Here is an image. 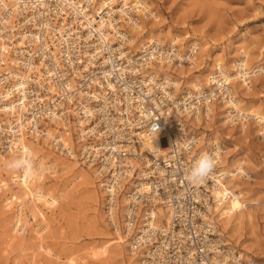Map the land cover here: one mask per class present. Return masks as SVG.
Listing matches in <instances>:
<instances>
[{
    "label": "built area",
    "instance_id": "obj_1",
    "mask_svg": "<svg viewBox=\"0 0 264 264\" xmlns=\"http://www.w3.org/2000/svg\"><path fill=\"white\" fill-rule=\"evenodd\" d=\"M140 21L125 0H0V152H20L25 136L95 167L108 221L141 254L139 264H242L223 246L214 214L225 144L197 148L213 104L235 98L232 83L218 65L211 86L176 95L174 79L154 66L190 60L169 41L134 49L131 27ZM256 75L244 77L252 84ZM249 117L226 119L246 124ZM199 119L197 128L191 120ZM146 136L157 141L149 146ZM202 153L216 166L191 183Z\"/></svg>",
    "mask_w": 264,
    "mask_h": 264
},
{
    "label": "rangeland",
    "instance_id": "obj_2",
    "mask_svg": "<svg viewBox=\"0 0 264 264\" xmlns=\"http://www.w3.org/2000/svg\"><path fill=\"white\" fill-rule=\"evenodd\" d=\"M148 1L160 18L156 20L153 16L147 19L138 12L140 23L145 28L151 30L157 25L153 29L160 31L166 42L172 38L169 36L171 32H175L181 37L178 46L184 51L188 48L185 47L188 39L198 41L202 57L196 63L185 64L184 84L194 78L199 83L204 82V73L215 67L211 58L230 61L232 57L241 55L244 49L249 50L251 63L264 65V0ZM167 29H171L167 32L169 35H164ZM187 34L191 37L185 38ZM147 35L148 32L141 36L135 34V41ZM133 47L140 48L136 44ZM232 86L236 92L239 83H232ZM240 95L244 107H264V75H256L252 88L246 87ZM213 107L215 115L204 124L209 131L207 135L203 134L206 133L204 130L201 133L206 136L207 143L216 135L225 144V160L221 164L242 158L250 175L237 176L238 191L242 192L247 204L243 212L234 211L232 228L225 233L224 239L231 241L230 247L238 253L250 255L256 263L264 264V132L254 117L249 118L245 125L240 122L230 124L224 122L226 118L220 117V105L215 103ZM225 124L229 127L225 128ZM8 156L9 160L0 164L2 171L11 161ZM75 166L72 171H59L57 174L45 170L43 181L38 183L35 180L42 189L49 188L56 195L64 193L54 209L40 205L50 225L43 240L47 250L40 247L41 240L30 229L23 234H13L18 202L14 200L10 208L7 201L12 194H18L20 184L8 174L3 175L11 183L0 189V264H70L71 256L79 264H132L128 245L122 242L108 221L104 197L97 200L96 195H102L104 191L95 181V172L79 161ZM78 175L82 178L76 179ZM24 211L25 217L31 219L29 208ZM216 220L220 223L218 214Z\"/></svg>",
    "mask_w": 264,
    "mask_h": 264
},
{
    "label": "bare ground",
    "instance_id": "obj_3",
    "mask_svg": "<svg viewBox=\"0 0 264 264\" xmlns=\"http://www.w3.org/2000/svg\"><path fill=\"white\" fill-rule=\"evenodd\" d=\"M117 0H98V2H102L103 5L106 3V5H109L112 2H115ZM125 3H130L134 7H136V10L142 14L144 17L147 19L151 17H155L156 20H159V15L157 12L154 11L153 5L148 1V0H125ZM155 26V25H153ZM157 26V25H156ZM155 26V27H156ZM152 27L151 30L149 28H145L141 23L135 24V26L131 27V36H130V43L131 45H137V47H140L141 45H144L148 41H154V40H161L163 41V38L161 37L162 34L160 31H155ZM171 29H167L166 33L164 32V35H169L167 32H169ZM149 33L145 38H142L138 41H135L134 35L138 34L139 36ZM155 36V37H154ZM169 36H172L170 39V43L172 45H179L181 37L177 35L175 32H171ZM190 38V34L185 35V38ZM147 40V41H146ZM188 43L185 45V47L188 46L187 50H182L178 46V54L180 56L182 55H187L188 59L190 60L191 63H196L197 60H200L202 57V54L199 53V46H198V41L195 40L194 38L188 39ZM137 50V49H136ZM198 52V55H197ZM240 54V53H239ZM211 61L213 65L215 66H220L221 70L223 71V75L226 76V78L229 80V82L233 84L239 83V88H236V92L233 88V93L235 95V98L227 101V100H222L221 102H218L220 105L219 109V115L222 118H228L234 121L232 116L234 115H243L246 118L248 116L254 117L258 121V125L261 126V131L264 132V107H258V108H252V107H244L243 106V101L240 95V91L244 90L246 87L252 88V84L246 80L244 77L246 74L249 76H254L257 74L256 69H259L261 71V74L264 75V65L261 64L260 62L255 65L256 63H251L250 58H249V50L244 49L242 51L241 55H237L235 57H232L230 61L225 60V59H220V58H211ZM227 62H230L227 64ZM258 62V61H257ZM224 64V65H223ZM185 64H180L179 66H174L172 64L169 65H159V66H154L156 72H163L165 77L173 78L175 82V94L178 95L181 92H183L185 89H190L192 86L193 87H203V84H205L207 87L211 86V74L214 72L213 68H210L209 71L204 73V82L201 84L199 83L197 79H192L187 81L186 84H184L185 80L182 79L183 76H186L183 74V69H184ZM245 70V71H243ZM177 73V74H176ZM203 74V73H202ZM252 76V77H253ZM203 79V78H202ZM180 91V93L178 92ZM215 106V103L213 104ZM258 106V105H257ZM230 109V110H229ZM212 113H215L214 107H212ZM235 111V113H234ZM215 115V114H214ZM249 117V118H250ZM213 116H211L210 119H212ZM228 119H225L224 122L228 121ZM247 120V119H246ZM193 125H195L197 128L201 125V120H191ZM209 122V121H208ZM245 125V123H242ZM225 128H228V124L224 125ZM244 128V127H243ZM199 133L201 134L200 137L198 138V143H197V148H203L207 145H210L213 143L214 140H218L219 138L215 135V137L211 138V141L207 143L206 141V136L208 133V129L201 128L198 129ZM202 130L206 133H201ZM243 131H246L244 128ZM53 135V132L50 133V136ZM155 141H157V138L155 137H147L146 136V143L149 146H152ZM22 147L23 149L20 152H14L11 154L8 153H1L2 159L0 160V164L3 162H7L9 160V156L11 158V161L7 163L8 167L5 169V171L0 170V189L3 188V186H8L11 182H9L6 178L3 177V175L6 173L10 176V178L14 182H19L20 184V189L18 191V194H12L10 197L11 199L7 201L8 207H12L13 201L17 200L18 202V209L16 212V219L12 227L13 234L16 236L18 234H23L27 232L26 230H31L34 232V234L38 235L36 237H39L41 240L40 242V247L45 248V243H44V233L47 231L49 225V221H47V217L44 216V212L41 209L40 205H44L45 207L54 209L60 202V199L62 195L64 194L61 192L59 195H56L51 189H42L35 183V180H38L37 182L40 183L43 181L44 176H45V170H49L53 172L54 174H57L59 171H72L76 168V162L78 160L76 159H70L66 158L55 151H53L48 142L46 140L44 141H33L31 139L27 140L25 139V136L21 138ZM164 147V146H163ZM166 148L162 149V152H165ZM226 149H224V152ZM225 157L224 153L221 155V161L225 160L223 159ZM21 159H26L31 162L32 164V169L30 172H26L24 169H13L9 167L11 163H13L16 160H21ZM36 160V162H33ZM245 160L242 158H237L235 161H228L225 163H220L221 164V170L223 173L222 176H217V185L214 189V195L216 198V206H215V211L214 214L215 216L218 214V218L220 220V223L218 222L220 226V234L225 238L226 232H229L232 228V219L231 217L234 214V211L237 212H243L244 208L246 207V199H244L243 194L241 191H238V184L236 183L237 176H245L248 177L249 172L245 168L244 165ZM89 169L93 170L95 172V181L99 182V189L102 187L101 182L99 179V175L96 172L95 167L92 165H87ZM21 171V173H19ZM56 172V173H55ZM69 174V173H67ZM88 175V174H87ZM8 177V176H6ZM78 177H81V175H78ZM82 180V179H81ZM95 184V183H94ZM242 185V184H241ZM104 192L102 195L98 193L96 195L97 200L98 197H104ZM126 194L124 193L119 202V207L120 210L122 211L124 209V203L126 201ZM6 205V206H7ZM43 206V207H44ZM102 207V206H101ZM29 208L30 210V215L31 219H27L25 217V209ZM16 211V210H15ZM160 214L161 215H166V210L163 208H159ZM117 213V212H116ZM234 219V218H233ZM33 222V224L31 223ZM118 223V222H117ZM116 234L117 236L120 237L122 242L128 245V240L127 237L122 233L119 227L116 229ZM13 236V237H15ZM33 237V236H32ZM225 242L223 243V246H231V241L224 239ZM46 250L48 248H45ZM105 249V248H104ZM130 251V249H129ZM222 252L229 253V255L232 257L231 249L227 248L226 250H222ZM131 253V263L132 264H139V258L141 254H139L137 251ZM108 254V253H107ZM241 258H243V263L242 264H258L254 261V259L245 253H240L239 255ZM70 264H79V262L75 259V257H70L69 258Z\"/></svg>",
    "mask_w": 264,
    "mask_h": 264
},
{
    "label": "clouds",
    "instance_id": "obj_4",
    "mask_svg": "<svg viewBox=\"0 0 264 264\" xmlns=\"http://www.w3.org/2000/svg\"><path fill=\"white\" fill-rule=\"evenodd\" d=\"M159 125L155 124L152 126L151 131L158 134ZM195 143V140L186 142L185 147L190 151L191 146ZM216 161L214 155L208 153H202L197 161L194 163L190 171L188 172V180L191 183H199L203 181L215 168ZM13 169H24L26 172H30L32 164L26 159L16 160L9 165Z\"/></svg>",
    "mask_w": 264,
    "mask_h": 264
}]
</instances>
